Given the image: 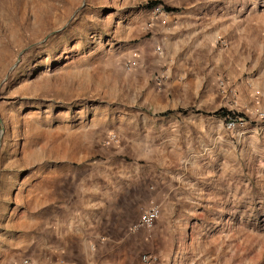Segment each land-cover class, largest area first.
I'll return each instance as SVG.
<instances>
[{
	"label": "crops",
	"instance_id": "obj_1",
	"mask_svg": "<svg viewBox=\"0 0 264 264\" xmlns=\"http://www.w3.org/2000/svg\"><path fill=\"white\" fill-rule=\"evenodd\" d=\"M161 1L171 8L165 22L148 8L138 19L147 36L131 45L138 64L125 82L140 100L101 129L88 162L57 195L60 264H144L145 253L161 264L221 261L237 197L235 152L257 141L264 121V0ZM232 94L238 110L258 116L255 129L232 131L209 114ZM154 204L161 211L153 229L136 228ZM92 237L104 240L100 260L86 245Z\"/></svg>",
	"mask_w": 264,
	"mask_h": 264
},
{
	"label": "rangeland",
	"instance_id": "obj_2",
	"mask_svg": "<svg viewBox=\"0 0 264 264\" xmlns=\"http://www.w3.org/2000/svg\"><path fill=\"white\" fill-rule=\"evenodd\" d=\"M149 1L0 0V264H60L57 195L101 129L140 100L125 76L132 43L147 36L138 19ZM223 109L247 120L232 131L256 128L258 116L238 110L236 95L209 114L223 119ZM263 126L235 152L237 197L215 264H264ZM103 242H86L93 258Z\"/></svg>",
	"mask_w": 264,
	"mask_h": 264
},
{
	"label": "built area",
	"instance_id": "obj_3",
	"mask_svg": "<svg viewBox=\"0 0 264 264\" xmlns=\"http://www.w3.org/2000/svg\"><path fill=\"white\" fill-rule=\"evenodd\" d=\"M153 14L154 17H157V19H161L162 22H165L163 16L166 15V11L162 5H156L153 8ZM219 44H221L223 47H227L229 43L225 39H220ZM157 50L161 52L160 48H157ZM137 64L138 59L134 57L131 61H128L127 66L131 70L132 68L136 67ZM155 80L157 83H161L163 81V77L160 75H155ZM261 118H264V114L261 115ZM223 122L226 124L228 129H235L245 124L247 120L245 119L244 115L236 112H231L223 118ZM160 211L161 210L159 205L154 204L149 206L148 208L143 210L135 227L144 228L148 231H151L160 216ZM142 261L144 264H161L157 255L148 253L142 255Z\"/></svg>",
	"mask_w": 264,
	"mask_h": 264
},
{
	"label": "trees",
	"instance_id": "obj_4",
	"mask_svg": "<svg viewBox=\"0 0 264 264\" xmlns=\"http://www.w3.org/2000/svg\"><path fill=\"white\" fill-rule=\"evenodd\" d=\"M158 4H163L162 3V1L161 0H150L147 4H145L144 5V7L145 8H152V7H155L156 5H158ZM165 6V5H164ZM165 8H166V6H165ZM167 10H171V8H166ZM222 111H225V115H228V114H230L231 112L230 111H226V110H222ZM168 113H170V111H168V112H166V113H164V115L165 114H168ZM218 113H220V112H218Z\"/></svg>",
	"mask_w": 264,
	"mask_h": 264
}]
</instances>
